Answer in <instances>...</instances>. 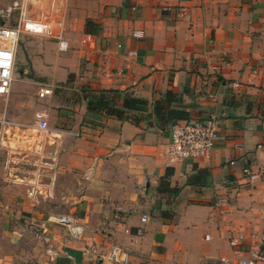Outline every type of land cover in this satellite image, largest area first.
I'll return each mask as SVG.
<instances>
[{"label": "crops", "instance_id": "1", "mask_svg": "<svg viewBox=\"0 0 264 264\" xmlns=\"http://www.w3.org/2000/svg\"><path fill=\"white\" fill-rule=\"evenodd\" d=\"M67 6L64 56L55 41L22 37L24 87L28 68L61 86L58 108L49 111L52 135H59L49 148L59 158L52 202L33 205L22 185L3 189L8 239L16 246L20 235L31 237L29 254L39 264H97L111 243L127 249L129 264H201L221 255L236 263V250L264 225V181L243 173L264 162V0ZM86 32L95 36L91 48L80 43ZM50 46L52 62L45 59ZM101 89L120 92L109 96L116 107L126 92L148 105L127 119L89 113L87 101ZM210 113L217 118L210 154L168 161L171 120ZM50 212L76 216L83 232L64 241L65 227L46 221Z\"/></svg>", "mask_w": 264, "mask_h": 264}, {"label": "built area", "instance_id": "2", "mask_svg": "<svg viewBox=\"0 0 264 264\" xmlns=\"http://www.w3.org/2000/svg\"><path fill=\"white\" fill-rule=\"evenodd\" d=\"M68 0H13L6 6L3 15H10L16 10V20L12 25L0 22V148L4 150L2 162L3 180L12 185H22L26 189L27 197L33 205L40 202H52L55 199V179L58 168L59 145L52 135L49 124V109L37 108L32 113V122L12 121L8 114V102L11 84L15 79L17 50L20 39L24 35H34L53 39L58 52L69 49V41L64 37V23L67 16ZM165 11L169 10L164 6ZM141 30L134 32L140 35ZM95 41L92 33H84L80 38L83 46L91 48ZM128 54H133L129 51ZM38 100L51 98L55 90L60 88L55 82H37ZM236 86L238 84H235ZM217 133V118L214 113L204 118L176 122L170 125V142L167 149L168 161L174 162L185 159H197L210 154L213 141ZM233 163V162H231ZM243 173L249 181H264V162L255 165L248 164ZM62 196L61 200L65 201ZM141 221L149 218L146 214ZM47 222L65 227L64 241L76 238L83 232V226L77 222L74 215L50 212ZM43 234L49 233V227L40 226ZM130 233L129 228H125ZM139 228L137 234H141ZM208 238V235L205 236ZM236 263L224 255L215 260H206L201 264H264V225L261 231L249 234L248 247L236 250ZM97 264H129V253L120 244L111 243L100 252Z\"/></svg>", "mask_w": 264, "mask_h": 264}, {"label": "rangeland", "instance_id": "3", "mask_svg": "<svg viewBox=\"0 0 264 264\" xmlns=\"http://www.w3.org/2000/svg\"><path fill=\"white\" fill-rule=\"evenodd\" d=\"M13 0H0V22L4 21L12 25L16 20V10L10 15H3V11L7 5L11 4ZM68 10V8H67ZM26 37H39L46 40L54 41L53 39L34 36V35H24ZM23 37V36H22ZM50 57L45 59L48 62H52L57 54L55 51L54 46H50ZM60 56H64L66 52H59ZM29 55L28 48L26 44L20 39L18 50H17V59H16V70H15V79L11 84V92L9 96L8 102V114L12 121L15 122H25L31 123L32 122V113L37 108H48L50 111L52 109H57L58 101V93L59 89L55 90L54 95L51 98H45L42 100H38L36 97V91L38 90L37 84H32L33 81L38 82H49L46 78L36 76L35 72L28 68V73L26 74L29 76L28 86H25V81L23 80L22 69L27 68L28 65H24V60L27 59ZM86 61L82 62V68L79 71L81 74L85 71ZM33 76V77H32ZM75 76V75H74ZM32 84V85H31ZM58 84V83H57ZM18 86L20 90L17 92L19 93L18 96L14 97L13 94L15 93V88ZM2 98L0 97V106H1ZM4 158V150L0 148V198H2V192L4 191L7 186H13L12 184H8L3 180L1 170H2V162ZM9 212L5 208L4 210H0V264H39L38 261L35 260L34 256L29 254L28 246L33 240L28 235H20L19 241H17V245H13L8 239L7 232L5 231V226L9 222L8 218L6 217V213ZM12 244V245H11Z\"/></svg>", "mask_w": 264, "mask_h": 264}, {"label": "trees", "instance_id": "4", "mask_svg": "<svg viewBox=\"0 0 264 264\" xmlns=\"http://www.w3.org/2000/svg\"><path fill=\"white\" fill-rule=\"evenodd\" d=\"M110 94H120V92L106 89L99 90V93L95 99H89L87 101V111L89 113L93 111H104L108 116H113L119 119H127V112L129 110H143L148 105V101L146 99L137 97L130 92H126L122 96V108H119L110 104ZM176 122V119H172L170 125Z\"/></svg>", "mask_w": 264, "mask_h": 264}]
</instances>
